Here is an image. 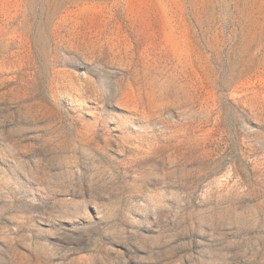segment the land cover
<instances>
[{
  "label": "rangeland",
  "instance_id": "1",
  "mask_svg": "<svg viewBox=\"0 0 264 264\" xmlns=\"http://www.w3.org/2000/svg\"><path fill=\"white\" fill-rule=\"evenodd\" d=\"M113 1L0 0V264H264V0Z\"/></svg>",
  "mask_w": 264,
  "mask_h": 264
},
{
  "label": "bare ground",
  "instance_id": "2",
  "mask_svg": "<svg viewBox=\"0 0 264 264\" xmlns=\"http://www.w3.org/2000/svg\"><path fill=\"white\" fill-rule=\"evenodd\" d=\"M123 2H124V0H114L112 3H110V4L106 5V6L108 7V9H110L109 11H113L114 13H117V16H118V14H120V11L122 9ZM67 19L68 18H66L65 20H67ZM102 29H103V31L105 33L104 36L106 38H108V37L110 38V36H111L110 28L108 26L104 25ZM141 30H142L143 33L145 32V30H143V29H141ZM99 36H101V35H99ZM99 36L89 35L90 44L93 47V49L96 50V51H97L96 44L99 41H102L101 37H99ZM116 45H117V43H115L113 41H111V42L107 41V45H103V47H101L99 49V55L101 57L109 58V60L112 61V62H116L118 60L119 56H122V58H127L129 60L132 59V56H134L133 55L134 53L131 52V49L129 48V46H125V50L124 51H118L117 48H116L117 47ZM150 54H151V52H148V55H150ZM151 70H152V67H151ZM129 90H131V89H129Z\"/></svg>",
  "mask_w": 264,
  "mask_h": 264
}]
</instances>
